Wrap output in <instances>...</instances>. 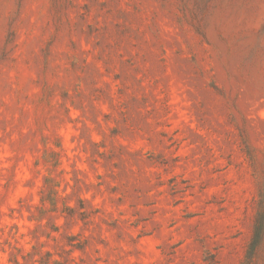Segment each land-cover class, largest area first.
I'll use <instances>...</instances> for the list:
<instances>
[{
	"label": "rangeland",
	"instance_id": "374dc122",
	"mask_svg": "<svg viewBox=\"0 0 264 264\" xmlns=\"http://www.w3.org/2000/svg\"><path fill=\"white\" fill-rule=\"evenodd\" d=\"M0 264H264V0H0Z\"/></svg>",
	"mask_w": 264,
	"mask_h": 264
}]
</instances>
